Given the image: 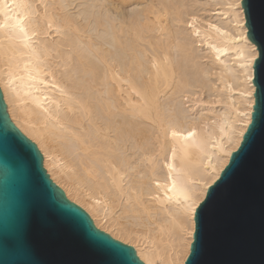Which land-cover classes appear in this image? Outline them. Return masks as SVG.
<instances>
[{
	"label": "bare ground",
	"instance_id": "6f19581e",
	"mask_svg": "<svg viewBox=\"0 0 264 264\" xmlns=\"http://www.w3.org/2000/svg\"><path fill=\"white\" fill-rule=\"evenodd\" d=\"M240 1L0 0L10 120L65 197L144 264L184 263L189 207L250 122L258 52Z\"/></svg>",
	"mask_w": 264,
	"mask_h": 264
},
{
	"label": "water",
	"instance_id": "95a60500",
	"mask_svg": "<svg viewBox=\"0 0 264 264\" xmlns=\"http://www.w3.org/2000/svg\"><path fill=\"white\" fill-rule=\"evenodd\" d=\"M240 3L264 10L261 0ZM245 36L258 52L250 122L193 214L183 264H264V38L248 30ZM42 161L10 120L0 90V264H144L132 246L98 229L65 197Z\"/></svg>",
	"mask_w": 264,
	"mask_h": 264
},
{
	"label": "snow or ice",
	"instance_id": "6c2138e0",
	"mask_svg": "<svg viewBox=\"0 0 264 264\" xmlns=\"http://www.w3.org/2000/svg\"><path fill=\"white\" fill-rule=\"evenodd\" d=\"M262 3H264V0H261ZM237 8H239L244 15L246 16V21L245 24L247 26V30L252 32L253 37H256L257 35L264 38V10L257 11L251 3H237L236 5ZM264 119V117H262ZM188 135H192L189 133ZM198 200L194 202L192 205L189 207V211L191 213H197L198 208H197ZM205 208V205L200 204L199 205V211L200 213H203ZM198 231V241H199V226L197 228ZM196 253L198 252V249L196 248Z\"/></svg>",
	"mask_w": 264,
	"mask_h": 264
}]
</instances>
